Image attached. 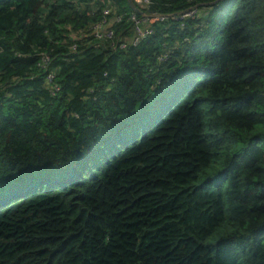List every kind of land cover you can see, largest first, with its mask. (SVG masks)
<instances>
[{
    "label": "trees",
    "instance_id": "trees-1",
    "mask_svg": "<svg viewBox=\"0 0 264 264\" xmlns=\"http://www.w3.org/2000/svg\"><path fill=\"white\" fill-rule=\"evenodd\" d=\"M137 5L0 0V264H264V0Z\"/></svg>",
    "mask_w": 264,
    "mask_h": 264
},
{
    "label": "built area",
    "instance_id": "built-area-1",
    "mask_svg": "<svg viewBox=\"0 0 264 264\" xmlns=\"http://www.w3.org/2000/svg\"><path fill=\"white\" fill-rule=\"evenodd\" d=\"M150 0H135V2L137 4H142V3H149ZM110 13V9L109 8H105L104 10V14L106 15L105 18H103V20H101L100 22H97L94 26H93V34L96 38L98 39H104V40H110L115 42V37H116V33L114 30V23L116 21L119 20V18L116 19H111L110 16H108V14ZM191 12L187 11L184 14H191ZM161 18L163 19V16H158L156 18H150L149 21H153L154 19H158ZM135 20V34L130 37V38H126L123 41H121V43L119 44V46L121 48H126L129 45H137L144 37H146L147 35L152 33V29L149 26H145V21L143 22L140 19H136L135 17L133 18ZM47 79L49 81H52L54 79V73H49ZM55 89L57 90L58 87H55Z\"/></svg>",
    "mask_w": 264,
    "mask_h": 264
},
{
    "label": "water",
    "instance_id": "water-1",
    "mask_svg": "<svg viewBox=\"0 0 264 264\" xmlns=\"http://www.w3.org/2000/svg\"><path fill=\"white\" fill-rule=\"evenodd\" d=\"M127 1H128V4H129V7L132 9V11L134 13H137V14H142L143 13V11L139 8V6L135 2V0H127Z\"/></svg>",
    "mask_w": 264,
    "mask_h": 264
},
{
    "label": "rangeland",
    "instance_id": "rangeland-1",
    "mask_svg": "<svg viewBox=\"0 0 264 264\" xmlns=\"http://www.w3.org/2000/svg\"><path fill=\"white\" fill-rule=\"evenodd\" d=\"M144 4H145V3H142L141 5H144ZM146 4H147V3H146ZM146 19H147V17H144L142 21L144 22Z\"/></svg>",
    "mask_w": 264,
    "mask_h": 264
}]
</instances>
